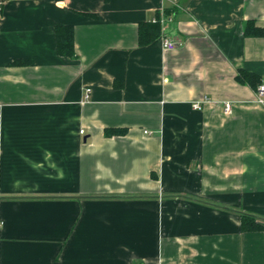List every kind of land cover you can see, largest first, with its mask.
I'll return each mask as SVG.
<instances>
[{
  "label": "crops",
  "instance_id": "obj_1",
  "mask_svg": "<svg viewBox=\"0 0 264 264\" xmlns=\"http://www.w3.org/2000/svg\"><path fill=\"white\" fill-rule=\"evenodd\" d=\"M0 2V264H264V0Z\"/></svg>",
  "mask_w": 264,
  "mask_h": 264
},
{
  "label": "trees",
  "instance_id": "obj_2",
  "mask_svg": "<svg viewBox=\"0 0 264 264\" xmlns=\"http://www.w3.org/2000/svg\"><path fill=\"white\" fill-rule=\"evenodd\" d=\"M161 32V24L159 22H143L139 29L140 44H147L156 39ZM245 34L248 36H263L264 28L256 25L255 21L249 20L245 26ZM55 37L57 43V51L63 56H74L75 50V29L72 24H58L55 27ZM26 60L18 59L15 64H25ZM241 83H248L253 87H257L261 83L260 76L254 72L241 69L236 76ZM118 130L108 128V135L115 134ZM242 229L244 231H262L264 223L258 220L254 215L244 213L242 215Z\"/></svg>",
  "mask_w": 264,
  "mask_h": 264
},
{
  "label": "built area",
  "instance_id": "obj_3",
  "mask_svg": "<svg viewBox=\"0 0 264 264\" xmlns=\"http://www.w3.org/2000/svg\"><path fill=\"white\" fill-rule=\"evenodd\" d=\"M2 9V3L0 2V10ZM168 16L166 17L165 15H161L159 17H154L152 19L153 22H159L163 28V26L166 24ZM178 43L166 36H164L162 38V47L165 50H173L177 47ZM90 92H91V88H87L86 89V95L85 97L88 98L90 96ZM205 100H201V101H196L194 103V108H201L202 107V102ZM255 101L256 103H258L259 105L264 107V82H261L258 84L256 91H255ZM232 109V103L230 101H225L224 103V111L226 113H230ZM84 130H81V133H83ZM145 132H148L145 130Z\"/></svg>",
  "mask_w": 264,
  "mask_h": 264
}]
</instances>
